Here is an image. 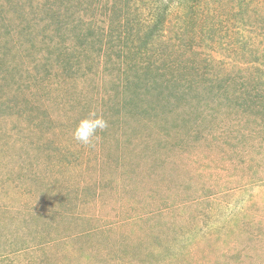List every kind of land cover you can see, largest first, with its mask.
<instances>
[{"label":"rangeland","instance_id":"1","mask_svg":"<svg viewBox=\"0 0 264 264\" xmlns=\"http://www.w3.org/2000/svg\"><path fill=\"white\" fill-rule=\"evenodd\" d=\"M0 264H264V0H0Z\"/></svg>","mask_w":264,"mask_h":264},{"label":"clouds","instance_id":"2","mask_svg":"<svg viewBox=\"0 0 264 264\" xmlns=\"http://www.w3.org/2000/svg\"><path fill=\"white\" fill-rule=\"evenodd\" d=\"M109 127V122L104 115L90 111L85 118L76 124L73 130V139L84 146H92L93 142L99 139V133L104 132Z\"/></svg>","mask_w":264,"mask_h":264}]
</instances>
